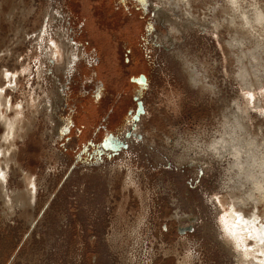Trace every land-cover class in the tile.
I'll return each instance as SVG.
<instances>
[{"label":"rangeland","instance_id":"rangeland-1","mask_svg":"<svg viewBox=\"0 0 264 264\" xmlns=\"http://www.w3.org/2000/svg\"><path fill=\"white\" fill-rule=\"evenodd\" d=\"M257 13L0 0V264H264Z\"/></svg>","mask_w":264,"mask_h":264},{"label":"bare ground","instance_id":"bare-ground-1","mask_svg":"<svg viewBox=\"0 0 264 264\" xmlns=\"http://www.w3.org/2000/svg\"><path fill=\"white\" fill-rule=\"evenodd\" d=\"M170 1H174V0H170ZM158 9V8H157ZM156 9V10H157ZM161 9V8H160ZM234 9V8H233ZM176 10V9H175ZM155 12V11H154ZM160 12H162V11H160ZM234 12V11H233ZM256 12H258V11H256ZM245 16H247V15H245ZM256 16V17H255ZM254 17H255V19H257V20H259V21H261L262 19H264V15H262L261 13H257L256 15H255ZM243 17V16H242ZM245 21H246V17H245ZM249 21V20H248ZM6 71V70H5ZM7 77V76H6ZM7 79V78H6ZM198 80V79H197ZM201 82V81H200ZM199 82V83H200ZM1 91V90H0ZM2 92V91H1ZM1 95V94H0ZM9 104V103H8ZM52 109V108H51ZM0 117L2 118V115H1V111H0ZM4 119V118H3ZM5 120V119H4ZM20 120V119H19ZM7 121V120H6ZM16 122V121H15ZM18 123V122H17ZM14 124H13V121H11V122H9V124H8V129H7V133H9V134H12L14 131H13V129H14ZM16 129V128H15ZM18 130V129H17ZM9 144V143H8ZM0 153H2L3 154V150H2V148L0 149ZM1 161V160H0ZM3 167V166H2ZM0 173H1V169H0ZM33 197H34V195H33ZM238 213V212H237ZM237 213H236V216H234V215H232V213H230V214H228V218H226V222H227V227H228V230L229 231H231L232 233H234L235 234V236H234V238L235 239H242V235L240 234V232L243 230V229H249V224L250 223H248L247 221H246V218L243 216V214H241L242 215V218H238V216H237ZM240 214V213H239ZM248 224V225H247ZM243 225V226H242ZM250 230V229H249ZM251 231V230H250ZM228 235V234H227ZM232 237V236H231ZM230 239V238H229ZM234 239V240H235ZM231 240V239H230ZM236 241V240H235ZM234 242V241H233ZM239 242V241H238ZM244 245V244H243ZM248 250V249H247ZM246 250V251H247ZM249 252V251H248ZM247 252V253H248ZM249 254V253H248ZM251 254V253H250ZM252 255V254H251ZM256 264H258V263H256Z\"/></svg>","mask_w":264,"mask_h":264},{"label":"snow or ice","instance_id":"snow-or-ice-1","mask_svg":"<svg viewBox=\"0 0 264 264\" xmlns=\"http://www.w3.org/2000/svg\"><path fill=\"white\" fill-rule=\"evenodd\" d=\"M45 47H47V45H45ZM53 47H55V43H53ZM49 58H50V59H55V58L52 57L50 54H49ZM21 59H23V57H21ZM8 75L11 76L12 74H11V73H8ZM249 96H251V93H249ZM17 107L19 108V107H21V106L18 104ZM141 111H142V110H141ZM137 119H138V118H137ZM119 146H120V141H119V139H117V138H115V137H108L107 140H106V142L102 145V147L112 149L113 151H115L116 148L119 147ZM237 216H238V218H242V215L239 214V213H237ZM221 220H222V221L224 220V217H223V216H221ZM226 231H228V235H229V236H233V237L235 236V234L232 233L231 231H229V230H226ZM248 238H249V240H255V239H257V237L252 236L251 234L249 235ZM260 242H261L262 244H264V240H261Z\"/></svg>","mask_w":264,"mask_h":264}]
</instances>
